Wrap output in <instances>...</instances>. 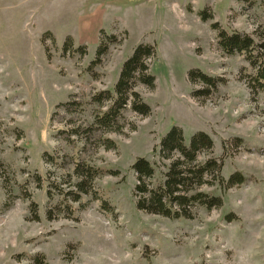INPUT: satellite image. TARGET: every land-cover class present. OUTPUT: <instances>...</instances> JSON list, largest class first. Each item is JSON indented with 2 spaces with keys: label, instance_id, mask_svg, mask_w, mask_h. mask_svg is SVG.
Returning <instances> with one entry per match:
<instances>
[{
  "label": "rangeland",
  "instance_id": "rangeland-1",
  "mask_svg": "<svg viewBox=\"0 0 264 264\" xmlns=\"http://www.w3.org/2000/svg\"><path fill=\"white\" fill-rule=\"evenodd\" d=\"M213 23L262 43L264 0H0V264H264V91L251 90L254 70L223 52ZM100 40L108 49L92 65ZM140 43L156 48L154 89L134 88L150 114L128 105L119 129H104L94 119L111 101L93 97L113 94ZM190 69L223 81L195 98ZM174 125L187 142L207 133L221 175L244 177L202 186L222 205L192 207L190 219L146 213L133 196L138 157L154 167L150 187L163 181L158 144ZM77 163L103 172L73 202Z\"/></svg>",
  "mask_w": 264,
  "mask_h": 264
},
{
  "label": "trees",
  "instance_id": "trees-1",
  "mask_svg": "<svg viewBox=\"0 0 264 264\" xmlns=\"http://www.w3.org/2000/svg\"><path fill=\"white\" fill-rule=\"evenodd\" d=\"M200 16L203 20L209 17L204 11L200 13ZM212 28L217 30V42L223 52L229 55L235 52L242 54L254 70L253 76H248L251 90L253 92L264 91V42L257 44L250 35L218 28L216 23L212 24ZM107 37L111 43L116 41L114 35ZM71 47L70 38L66 39L62 44V51ZM107 49L108 44L100 40L96 49V58L91 64H98L100 57L107 52ZM155 49V45L150 43L136 45L130 56L122 63L114 84L113 94L105 90L93 97L94 102L99 105L104 100L111 101L103 113L95 116L94 124L104 129L118 130L120 126L117 120L121 117V111L128 105L141 116L150 114V107L134 88L137 84H143L148 89H154L155 77L150 73L149 62L155 57ZM75 50L84 53L83 46H78ZM187 79L191 84L201 85L200 89L192 92L195 98L200 95H209L223 81L221 78L212 77L198 69H190ZM212 149L213 141L207 133L195 132L187 142L182 129L175 125L171 126L158 144L160 159L167 161L163 181L150 187L149 180L154 175V167L144 157H138L131 166L135 174L133 196L136 198L137 209L169 218L190 219L192 218V207L201 206L207 210L220 208L222 198L205 193L200 188L204 185L216 184L229 189L243 183L244 177L240 172H234L225 179L221 175L222 162L211 156ZM201 153L210 156L199 161L198 156ZM99 172L103 170L77 163L74 173L79 181L75 184L76 190L68 192L67 195L70 197L67 199L73 202L79 201L82 196L80 193H87L91 189L93 180ZM32 204L36 205V202ZM67 205L70 206L69 211L73 213L75 207ZM49 212L51 211L47 213Z\"/></svg>",
  "mask_w": 264,
  "mask_h": 264
}]
</instances>
